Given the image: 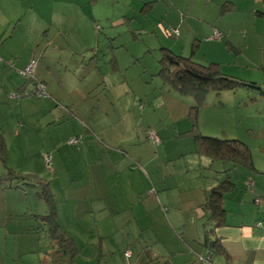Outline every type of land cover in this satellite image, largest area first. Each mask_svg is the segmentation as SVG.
Instances as JSON below:
<instances>
[{
	"label": "crops",
	"instance_id": "crops-1",
	"mask_svg": "<svg viewBox=\"0 0 264 264\" xmlns=\"http://www.w3.org/2000/svg\"><path fill=\"white\" fill-rule=\"evenodd\" d=\"M147 1L150 10L161 9L164 31L175 38L164 37L168 41L163 44L165 47L184 53L191 40L199 39L198 51L201 50L202 54L198 62L213 61L220 68H223L224 60L221 59L225 46H242L246 31L238 26L239 12L248 10V1H251L250 5L254 2ZM226 2L230 6L223 8ZM117 5L108 0H0V97L7 94L19 104L23 98L32 96L52 99L65 90L68 100L73 103L65 88V85L69 86L70 77L60 69L63 54L75 52L77 45L86 47L84 37L88 32L99 31V23L107 26L104 31L120 30L128 25V31L133 35V18L124 14L125 10L124 13L123 10L116 12ZM173 28L179 31L177 36L168 32ZM14 44L18 47L15 48ZM26 47L32 48L30 58L28 54H20ZM17 54L18 57H13ZM31 58L36 59L33 74L44 83L45 96L22 94L32 88L30 78L21 74ZM109 63L113 71L118 69L115 56ZM226 65L238 66L237 57H231ZM125 80L129 82L126 77ZM139 81L149 84L152 79L147 72ZM15 91L22 94L19 99L9 95ZM133 94L136 97L143 95L146 99L152 95L155 98L156 88L145 94L135 91ZM77 109L55 107L50 110V121L67 126L65 143L70 150L69 146H75L70 151L74 158L63 157L60 147L47 144L44 137L39 147H34L29 155L18 153L12 163L9 149L14 141L20 143L21 138L28 136L29 128L17 122L18 118L15 124L12 110H0V169L10 168L20 174L38 176L46 184L45 194H41L40 185L33 181L12 180L0 187V202L6 203L4 216L0 213V264H51L49 253L57 249L58 244L51 237L48 215L74 243V264L83 251L93 249L95 252V244L101 247L98 264L102 260L103 264H264V158L256 162L252 157L254 170L228 165L225 174H219L217 167L220 165L198 154L193 138L189 137L184 149L179 151L177 170L175 162H169L176 157L168 155V129L158 127L159 120H152L156 109L143 108L135 121L137 127L128 130L125 127L127 113L120 112L118 120L114 121L123 122L124 131L116 139L117 148L113 149L94 138L95 133L106 131L109 121L92 118L91 111H81L80 116L86 119L83 122L74 118L61 122L68 115L75 116L74 113L79 112ZM117 111L119 109L114 112ZM2 123L10 126L7 133ZM119 127L121 129V125ZM184 129L188 130L189 125ZM149 130L154 131L157 142L149 136ZM133 132H139L140 138L136 139ZM71 137L78 139L76 144L67 142ZM46 156L50 158L49 164L45 162ZM43 163L53 167L47 171ZM168 163L171 170L166 172L161 167ZM222 177H229L234 186L222 195L224 212L221 223L216 224L209 218L205 202L209 189ZM9 204L11 208L7 210ZM95 211L103 214L97 217ZM130 225L153 234V244L144 246L141 239V242L137 240L136 253L129 245L120 251L109 236L112 229ZM207 228L213 229L210 237L217 239L219 245L218 249L211 248L209 260L204 235ZM127 250L131 259L135 255L132 262L124 255Z\"/></svg>",
	"mask_w": 264,
	"mask_h": 264
},
{
	"label": "rangeland",
	"instance_id": "rangeland-1",
	"mask_svg": "<svg viewBox=\"0 0 264 264\" xmlns=\"http://www.w3.org/2000/svg\"><path fill=\"white\" fill-rule=\"evenodd\" d=\"M108 1L109 3H118L115 6L116 12L123 10L124 13L125 10L126 13L124 14L133 18V35L132 31H128V25L122 26L120 30L112 28L111 31H104L107 26L99 23L101 27L99 31L88 32L84 37L86 47L77 45L78 49L75 52H65L63 54L60 69L70 77L69 86L65 85V88L68 89L73 103L68 100V93L65 90H61L58 97H52V99H39L32 96L23 98L19 104L9 99L7 94L6 96L1 95L0 110H12L15 124L16 118H18L17 122H21L25 128H29L28 136L21 138L20 143L14 141L10 147V163L14 162L18 153L29 155L34 147H39L40 140L45 138L47 144L54 143L60 147L63 157L74 158L71 150H74L75 146H69L71 147L70 150L65 143V138L68 136L66 135L68 132L67 126L65 124L58 126L59 123L50 121V110L55 107H62L63 109L67 107L72 111L76 107L78 108L79 112L74 113L75 116L68 115L61 121L63 123L73 118L83 122L86 119L80 116L81 111L83 113L91 111L89 112L90 116L96 120L109 121L105 126L106 131L95 133L94 138H98L97 142L100 140L103 142L102 145L112 149L117 148L116 139H119L124 131L123 122L119 124L114 121L118 120L120 112L127 113L125 127L128 130L134 126L137 127L135 121L139 119L141 110L150 108L151 110L156 109L152 120L154 122L159 120L158 127L168 129V155L170 158L176 157L175 160L170 159L169 162L174 161L177 170H179L180 158H177L180 154L179 151L184 149L189 137L193 138V133L184 128L188 125L190 128L188 111L191 106L196 104V100L192 95L181 94L169 89L157 75L159 69L158 58L161 55L160 48L165 47L163 44L168 42L164 37L175 38L171 35L168 36L164 31L161 23V9L157 7L155 11L150 10L147 3H145L148 2L147 0L140 2L137 0ZM250 3L251 1H248L246 8L248 10L239 12L240 18L237 17L240 19L238 26L244 27L246 31L245 38L242 39L241 37L242 46H225L223 50L224 58L221 59L224 60L222 62L223 68L220 69L223 73L238 79L254 82L255 87L238 86L235 89L224 90L219 93L213 91L206 93L202 104L198 108L196 125L198 132L202 135L236 138L243 141L249 147L253 159L258 162L264 158V0H254L251 5ZM249 5L250 7H248ZM124 29L126 30L124 31ZM183 36L182 33L181 40ZM13 39L15 40L14 37ZM198 40H191V45L188 48L186 45L184 53H176L186 57L191 56L193 60L198 62V58L202 54L201 50L198 51ZM17 45L14 44V47L17 48ZM190 52H192V55H190ZM196 52L197 54L194 56ZM20 54H28L30 58L33 54L32 48L27 49L26 47V49H22ZM112 55L115 56L118 66V69L114 71L109 63L113 59ZM13 57H18V54L13 55ZM231 57H237L238 66L230 67L226 65ZM199 63L206 64L209 61ZM147 72L152 82L149 84L143 82V84L139 80H142L143 75ZM125 77L129 82L125 80ZM27 78L29 79V77ZM146 85H149V87L147 88ZM153 87L156 88L155 98L152 97L153 95L147 96L150 98L146 99L143 95L136 97L133 94V91L145 94ZM118 109L119 111L115 113L114 111ZM17 114L19 117H17ZM6 119L11 124V119L9 117ZM2 124L5 133H7L10 126L8 123ZM46 125L48 126L46 127ZM149 126L152 127L151 124ZM133 134L136 139L140 138L139 132H133ZM110 138L111 140H108ZM13 147H16L18 151ZM21 164L24 165V163ZM168 164L169 166H167ZM168 164L161 167L162 170L169 172L171 165ZM215 165H220L217 167L219 174H225L226 171L224 170L229 163L215 161ZM43 166L47 171H50L53 167L52 165L47 167L44 163ZM6 171L5 168L0 169V174ZM37 178L39 177L37 176ZM27 187H30V185H27ZM5 205V202H0V213L3 216L6 211ZM10 208L11 204H9L7 210H10ZM94 214L99 217L103 213L95 211ZM124 214L127 215L126 212ZM116 228L118 229H112V235L109 237L110 241H114V246L120 251L129 245L131 246L130 249L136 253L137 240L141 242L142 239L144 246H149L154 242L153 234L136 227V225H130L128 228ZM43 230H46L45 226H43ZM97 231L98 228L95 232ZM93 248H95V252L93 249L83 251L76 264H98L101 257L99 251L101 247L95 244ZM159 248L166 250L164 246H159ZM103 250L104 248H102V252ZM120 251L116 250L117 255H120ZM104 254L108 253L104 252ZM92 258L93 261H91ZM134 259L135 255L132 259L130 257L129 260L132 262ZM103 261L100 264H103ZM123 264H126V262H123Z\"/></svg>",
	"mask_w": 264,
	"mask_h": 264
},
{
	"label": "trees",
	"instance_id": "trees-1",
	"mask_svg": "<svg viewBox=\"0 0 264 264\" xmlns=\"http://www.w3.org/2000/svg\"><path fill=\"white\" fill-rule=\"evenodd\" d=\"M225 6H230L229 2L222 5L223 8ZM160 52L157 74L163 83L181 94L192 95L196 100V104L191 106L188 111V117L191 121L189 120L190 128L187 130L193 133L196 152L207 156L211 161L226 162L230 166H242L254 170L250 149L243 141L236 138L202 135L198 132L196 120L198 108L206 93L211 91L219 93L224 90L235 89L238 86L255 87V83L223 73L216 62L199 63L193 60L191 56H182L166 47H161ZM12 180L33 181L40 185L41 194L46 193V184L39 178L17 173L10 168H7L5 173L0 174V187L6 186L7 182ZM233 186L234 182L226 177L218 181L208 191L205 205L209 209V218L214 219L216 224L221 223L224 212L221 207L222 195ZM47 220L51 222V237L58 244V248L49 253L51 264H74L76 250L71 238L55 224L51 215L47 216ZM212 230V228L205 229V243L209 249H218L217 239L210 237Z\"/></svg>",
	"mask_w": 264,
	"mask_h": 264
},
{
	"label": "built area",
	"instance_id": "built-area-1",
	"mask_svg": "<svg viewBox=\"0 0 264 264\" xmlns=\"http://www.w3.org/2000/svg\"><path fill=\"white\" fill-rule=\"evenodd\" d=\"M168 32L170 34H173L175 36H177L179 34V31L175 28L173 29H169ZM215 36H218V33L215 32ZM36 65V59L35 58H31L28 63L24 66V68L21 70V74L25 77H29L30 80H31V83H32V88L31 90L29 91H24L22 92V94H25V95H31V94H34L36 96H45L46 95V92H45V89H44V83L41 82L40 80H38L34 74H33V71H34V67ZM21 93H19L18 91H15V92H11L9 93V95L13 98H16V99H19L22 95ZM148 134L151 138H153L156 142H157V137L154 133L153 130H149L148 131ZM77 138L76 137H71L67 140V142L69 144H76L77 143ZM45 162L47 164L50 163V158L49 156H46L45 157ZM258 199H256L257 201ZM260 225V223H259ZM207 253H208V260L211 258V254H212V250L211 249H207ZM124 255L126 258H129L130 257V251L127 250L124 252Z\"/></svg>",
	"mask_w": 264,
	"mask_h": 264
}]
</instances>
